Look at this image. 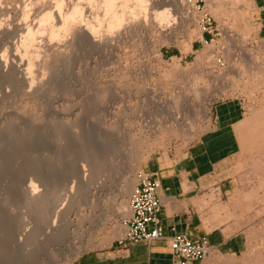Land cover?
<instances>
[{
    "label": "rangeland",
    "instance_id": "rangeland-1",
    "mask_svg": "<svg viewBox=\"0 0 264 264\" xmlns=\"http://www.w3.org/2000/svg\"><path fill=\"white\" fill-rule=\"evenodd\" d=\"M57 1L0 0V59L6 65L0 67V264H70L126 236L143 166L159 153H174L187 139L172 110L181 103L173 93L184 84L182 67L194 59L202 64L212 49L191 53L201 36L191 8L205 1L210 14L246 42L264 36L251 0H176L163 25L155 21L162 0H117L121 21L103 0H76L89 12L88 29L67 28L58 10L66 12L72 1L64 0L63 8ZM189 10L195 22H186ZM13 52L23 68L34 70L27 79L12 66ZM175 52L181 54L173 57ZM235 129L242 151L219 166L218 178L231 192L211 196L210 228L225 225L227 235L241 233L246 248L238 256L215 251L195 264H264V105L250 110ZM76 171L101 183L79 192ZM26 186L50 191L59 213L48 205H27ZM68 212L74 222L69 228Z\"/></svg>",
    "mask_w": 264,
    "mask_h": 264
},
{
    "label": "built area",
    "instance_id": "built-area-1",
    "mask_svg": "<svg viewBox=\"0 0 264 264\" xmlns=\"http://www.w3.org/2000/svg\"><path fill=\"white\" fill-rule=\"evenodd\" d=\"M191 9L197 13L196 23L201 29V36L197 40L201 41L203 48L211 46L212 49L202 64H196L194 59L182 67L184 84L173 93V97H180L181 103L178 107L173 106L172 110L179 114L176 120L182 121L184 136L187 137L175 146L180 150L192 148L204 134L215 129L217 106L238 102L246 115L250 110L264 105V36L263 41L255 36L246 42L240 34L226 26L227 21L214 18L206 8L205 1ZM192 10L185 16L186 22H195ZM221 27L227 28L226 35H221ZM216 36L220 38L216 39ZM160 188L157 180L141 176L131 201L128 232L119 241L120 244H151L164 238L159 216ZM170 244L173 255L185 262L203 260L215 252L208 240L194 241L187 235H175Z\"/></svg>",
    "mask_w": 264,
    "mask_h": 264
},
{
    "label": "crops",
    "instance_id": "crops-1",
    "mask_svg": "<svg viewBox=\"0 0 264 264\" xmlns=\"http://www.w3.org/2000/svg\"><path fill=\"white\" fill-rule=\"evenodd\" d=\"M251 2L259 10L257 15L264 22V0ZM261 32L264 34V25ZM195 43L192 54L202 46L199 40ZM180 54L175 52L173 57ZM215 116V129L204 134L192 148H181L178 151V147H175L174 153L172 150L159 153L143 166L144 177L157 180L161 185L159 216L164 238L151 244L115 242L107 250L83 252L70 264L197 263H185L173 255L170 241L180 234L194 241L208 240L220 254H243L246 242L242 234L227 235L228 227L225 225L210 228L212 220L209 212L213 194L222 197L231 192L226 187L228 182L218 178L221 175L219 166L241 153L242 147L235 126L244 120L245 114L238 102H229L217 106Z\"/></svg>",
    "mask_w": 264,
    "mask_h": 264
},
{
    "label": "bare ground",
    "instance_id": "bare-ground-1",
    "mask_svg": "<svg viewBox=\"0 0 264 264\" xmlns=\"http://www.w3.org/2000/svg\"><path fill=\"white\" fill-rule=\"evenodd\" d=\"M34 1V0H33ZM68 1V0H67ZM72 2H71V5H70V7H69V9L66 11V12H64L63 10H64V5H63V3H64V0H59V2L57 1V4L58 5H56V7L58 6V8H59V6L61 7V8H63V10H61L60 9V11L58 10V18H60L61 19V21H63V23H67V25H65L67 28H68V26H70V28H73V27H76V28H78V29H84V28H87V24H88V18H89V16L90 15H87V12H88V10L85 8V9H83V7H80V2L79 1H77L76 2V0H71ZM82 1V0H81ZM104 1V4H105V2H106V7L108 6V8H109V10H108V12L111 14V15H113L112 16V18L114 19L115 18V20H119V21H121V15L119 16V14L120 13H118V11L117 10H115L116 8H115V5H116V1L117 0H103ZM123 1V0H122ZM144 1V0H143ZM158 1V0H157ZM157 1H156V4H157ZM52 2V1H51ZM54 2H56V1H54ZM85 2V1H84ZM94 2V1H93ZM139 2H140V0H139ZM145 2V1H144ZM160 2H161V0H160ZM43 3V2H42ZM69 3H70V1H69ZM82 3V2H81ZM86 3H87V0H86ZM89 3H90V0H89ZM125 3H126V1H125ZM143 3V2H142ZM159 3V2H158ZM174 3L176 4V0H162V2L160 3V4H162V6H161V8H162V10H161V8H160V10H157L156 11V13H155V21L157 20V21H160V23H162V25H163V23H165L164 21L165 20H169V17H168V15L169 14H171L170 12L171 11H173V9L171 8V7H169V6H171L172 4L174 5ZM238 3H239V1H238ZM25 4V3H24ZM27 4V3H26ZM25 4V5H26ZM32 4H33V2H32ZM41 4V3H40ZM40 4H38L39 6V8H40ZM47 4V3H46ZM121 4H122V2H121ZM141 4V3H140ZM31 5V4H30ZM41 5H43L42 7H43V9H44V3L43 4H41ZM68 5V4H67ZM124 5H126V4H124ZM29 6V5H28ZM86 6V5H85ZM88 6V5H87ZM104 6V5H103ZM122 6H123V4H122ZM129 6V5H128ZM136 6V5H135ZM135 6H134V9L136 10V8H135ZM141 6H143V4L141 5ZM34 7H36L35 5H34ZM41 7V8H42ZM106 7H105V9H106ZM145 7V6H144ZM144 7H142V8H144ZM159 7V6H158ZM173 7H175V6H173ZM27 7L25 6V9H26ZM118 8H119V5H118ZM120 8H121V5H120ZM128 8V7H127ZM177 8V7H176ZM35 9V8H34ZM37 9V8H36ZM46 9V8H45ZM90 9V8H89ZM123 10H124V8H122ZM121 9V10H122ZM125 9H126V6H125ZM138 9V8H137ZM141 8H139V10H140ZM175 9V8H174ZM40 10V9H39ZM120 10V9H119ZM27 11V10H26ZM52 11H53V9H52ZM133 11V10H132ZM122 12V11H121ZM137 12H138V10H137ZM28 13V12H27ZM32 13H33V10H32ZM48 13V12H47ZM130 13H131V8H130ZM141 13V12H140ZM145 13H147V12H145ZM26 14V13H25ZM24 14V15H25ZM46 14V13H45ZM88 14H89V12H88ZM138 14V13H137ZM29 15H30V12H29ZM35 15H36V13H35ZM51 15H53L54 16V13L52 12V14ZM50 14H49V16H51ZM106 15H108V13L106 14ZM124 15V14H123ZM44 16H46V15H44ZM53 16H51V18L53 17ZM109 16V15H108ZM171 16V15H170ZM173 16V15H172ZM29 17V16H28ZM124 17V16H123ZM132 17H133V14H132ZM134 17H135V15H134ZM141 17V16H140ZM47 18L48 19H50V17H48V15H47ZM110 18H111V16H110ZM119 18V19H118ZM173 18H174V16H173ZM172 17H171V19H173ZM43 19H46V17L45 18H43ZM112 19V21H114ZM124 19H126V18H124ZM138 19V18H137ZM34 20H35V17H34ZM91 20H92V18H91ZM96 20L98 21V19L96 18ZM134 20V19H133ZM144 20V19H143ZM142 19L140 20L141 22L143 21ZM44 21V20H43ZM42 21V22H43ZM100 21V20H99ZM146 21V20H145ZM173 21V20H172ZM48 23H49V20L47 21ZM129 22V21H128ZM131 22V21H130ZM138 22V21H137ZM166 22H168V21H166ZM40 23H41V20H40ZM45 23V22H44ZM44 23H41L40 25H44ZM48 23H47V25H48ZM54 23H56V22H54ZM96 23V22H95ZM116 23H118V22H116ZM122 23H125V22H123L122 21ZM121 22L119 23V25L120 24H122ZM159 23V24H160ZM90 24V23H89ZM96 24H99V23H96ZM131 24H133V22L131 23ZM139 24V23H138ZM167 24V23H166ZM166 24H165V26H166ZM170 24H171V20H170ZM55 25V24H54ZM54 25H52L53 27H54ZM72 25H73V27H72ZM75 25V26H74ZM91 25H92V23H91ZM115 25V24H114ZM118 25V24H117ZM127 25V24H126ZM168 25V24H167ZM45 26H46V24H45ZM89 26V25H88ZM95 26H97V25H95ZM111 26V25H110ZM112 26H113V24H112ZM20 27V26H19ZM64 27V26H63ZM116 28L117 27H119V26H115ZM164 27V26H163ZM167 27V26H166ZM26 28V27H25ZM33 28V27H32ZM32 28H30L31 30H32ZM49 28H50V25H49ZM60 28V27H59ZM69 28V29H70ZM110 28V27H109ZM121 28V27H120ZM168 28V27H167ZM29 29V28H28ZM27 29V30H28ZM56 29V28H55ZM58 29V28H57ZM56 29V30H57ZM88 29V28H87ZM91 28H89V30H90ZM110 29H112V27L110 28ZM118 29V28H117ZM24 30H26V29H24ZM44 30L46 31V29L44 28ZM48 30H50V29H48ZM51 30H52V28H51ZM62 30V29H61ZM95 30H97L96 28H95ZM58 31H60V30H58ZM30 32V31H29ZM61 32V31H60ZM94 32V31H93ZM32 33H34L33 31L31 32V34ZM92 33V32H91ZM90 33V34H91ZM35 35V34H34ZM33 34L31 35V36H33L32 37V39H33V41H34V38H35V36H34ZM52 35V34H51ZM54 35H56V34H54ZM27 36H28V38H27ZM31 36H30V34H28V35H26L25 36V39L27 38V40L29 39V42H27V43H29V45L31 44V46L33 45L32 44V41H31V43H30V40H31ZM81 37H84V38H86V40L88 39L89 40V38L87 37V35L84 33V32H81ZM90 37V36H89ZM93 38V37H92ZM85 40V41H86ZM82 41H84V40H82ZM25 42V41H24ZM51 42V41H50ZM102 42V41H101ZM90 43L92 44V41L90 40ZM25 44H26V42H25ZM35 44V43H34ZM55 44V43H54ZM53 44V45H54ZM27 45V47H28V44H26ZM49 45V44H48ZM47 45V46H48ZM51 45V44H50ZM101 45H102V43H101ZM35 46H36V44H35ZM57 47H58V45H56ZM60 46V45H59ZM94 46H97V45H94ZM100 46V45H99ZM53 47V46H52ZM46 49H47V47H46ZM53 49V48H52ZM55 50V49H54ZM49 51V50H48ZM52 53H53V51H52ZM44 54V53H43ZM52 55V54H51ZM43 56V55H42ZM42 56H41V58H42ZM48 56H50V55H48ZM7 57V55L5 56V58ZM9 57V56H8ZM7 57V58H8ZM51 57V56H50ZM2 58V57H1ZM11 58H12V66L14 67V69L17 71V73L20 75V77L21 78H23V80L24 79H27L28 78V76H30V74H32L33 72H34V70L32 71V73H30L28 70H27V68L25 69V68H23V60H21L20 59V57H19V55L17 54V53H11ZM22 58V57H21ZM1 60L3 61V59H0V67H2L4 64L3 63H1ZM30 60V59H29ZM41 59H39V61H40ZM4 61H5V59H4ZM7 61H9V60H7ZM11 61V60H10ZM25 61V60H24ZM36 62V61H35ZM48 62H50L49 60H48ZM48 62H46L47 64L46 65H48ZM44 63V62H43ZM3 64V65H2ZM30 64H31V61H30ZM33 64H34V62H33ZM53 64V63H52ZM28 65H29V63H28ZM40 65V64H39ZM44 65H45V63H44ZM54 65V64H53ZM4 66H6V65H4ZM3 66V67H4ZM9 66V65H8ZM31 66V65H30ZM34 66V65H33ZM42 66V65H41ZM1 68V70L2 69H5V68ZM29 69V68H28ZM9 71L8 72H11L10 71V68L8 69ZM32 70V69H31ZM14 71V70H13ZM1 72V71H0ZM30 73V74H29ZM2 75H4V74H2ZM6 75V74H5ZM31 80H32V78H31ZM30 81V80H29ZM164 107V106H163ZM166 109H167V107H166ZM84 170H86V168L84 167L83 168ZM83 170V171H84ZM77 172L78 171H76V174H77ZM78 176H79V178H80V182H81V184L79 185V187H78V189H79V192L81 191L82 193L83 192H87V193H89V191L91 190V188L92 187H97V185L98 184H100L101 182H93V183H90L91 182V180H92V178L91 177H89V174H87L86 173V171L84 172V174H79V172H78ZM87 187V188H86ZM35 188V187H34ZM34 188H32V186H26L25 188H24V194H25V196H26V204L27 205H32L33 207H39V206H45V205H48L49 206V209L51 210V212H52V214L54 213L53 211H55L56 210V207H57V209H58V206H57V204L55 205V203L57 202V199H55V201L53 202V201H51V199H53V196L51 195V197L49 196V192L47 193L46 192V190L47 189H45L44 190V192L43 191H39L37 188L36 189H34ZM46 188V187H45ZM71 192H73V191H71ZM52 194V193H51ZM72 194V193H71ZM74 196H69V198H73ZM60 199V198H59ZM51 202H50V201ZM73 200H74V198H73ZM49 202L51 203L50 205H49ZM60 202V201H59ZM76 202V201H75ZM58 203V202H57ZM70 203H72V202H70ZM93 204V203H92ZM59 206H60V204H59ZM70 206H72V204L70 205ZM95 206V205H94ZM96 206L97 207H99L98 206V203L96 204ZM46 207V206H45ZM73 207V206H72ZM42 208V207H41ZM48 208V207H47ZM46 208V209H47ZM71 208V207H70ZM46 209H44V210H46ZM49 209H47L48 211H49ZM68 210H70V209H68ZM56 212V211H55ZM57 213H59V212H56V214ZM68 216H67V218H66V222H67V226L69 225H72L74 222H73V219H71L70 218V213L68 212V214H67ZM69 226L67 227V228H69ZM60 231H61V229H60ZM66 233H67V231H66ZM60 234V233H59ZM23 244V243H22Z\"/></svg>",
    "mask_w": 264,
    "mask_h": 264
}]
</instances>
